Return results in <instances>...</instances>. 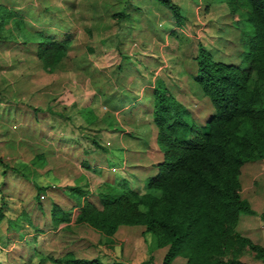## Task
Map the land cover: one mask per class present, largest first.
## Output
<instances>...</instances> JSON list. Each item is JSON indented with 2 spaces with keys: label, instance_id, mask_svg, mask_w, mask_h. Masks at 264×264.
<instances>
[{
  "label": "crops",
  "instance_id": "1",
  "mask_svg": "<svg viewBox=\"0 0 264 264\" xmlns=\"http://www.w3.org/2000/svg\"><path fill=\"white\" fill-rule=\"evenodd\" d=\"M2 8L6 11L0 14V24L4 26L7 22L13 23L17 10L3 7V5ZM202 10V5L196 4L193 18L197 17V13ZM116 11L106 12L105 20L109 22L108 18L111 17L109 15ZM204 14L207 19V11ZM116 15H119V12ZM214 17L215 15H212L207 21L213 22ZM115 24L117 23H114V27L110 26L116 30ZM105 25L99 26V33L106 30ZM47 33L68 34L69 46L72 43V32L65 26L58 32L53 30ZM112 34L116 37V32ZM107 37L108 35H104L99 39L101 44L114 47L113 57L116 63L114 65L112 63L109 70L102 69L98 65L90 67L89 85L81 78L75 81L73 62L69 66L61 63L60 66L50 70L42 68L36 58L33 43L29 42L28 47L23 44V40L27 38L17 41L16 46L2 43L3 48H8L13 53L16 49L19 53L21 51L22 55L27 54L30 58L33 57L34 62L36 61L37 65L34 64L32 67L28 65V67L26 61H31L30 58L26 57L23 62L16 58V67L13 64L11 67L10 62L5 63L2 60L5 55L0 54V71L8 70L0 75V87L3 86L0 92L3 90L11 95L6 103L13 110L12 112L23 117L24 122L28 123L33 118H39L42 131L26 140L27 144L18 143L12 147L13 149H0L2 212L0 219L4 218L6 211L4 197L20 194L8 192L7 189L13 187L20 192L24 187L26 189L31 187L34 188L32 197L35 199L34 205L37 211L21 208L18 212L19 214L27 213L28 218L25 219L23 216L22 218L27 222L26 225L30 223L35 231L25 230L27 233L22 232L19 235H22L23 239L30 238L38 245L39 243L45 245L51 240L59 242L58 245L64 249L62 252H60L61 248L58 250L57 255L51 258L53 261L67 264L62 259L66 254H72L83 258L96 257L106 264H161L168 245L161 242L159 234L151 231L152 234H150L144 224L121 223L113 231L105 232L85 221L76 220L83 201L93 197L97 191L104 190L109 184L121 182L120 180L131 187L142 186L147 176L156 173L163 155L158 147L156 130L152 122V88L157 83L155 78L157 77L158 80L159 77L164 81L173 93L174 99L186 104L184 97L188 89L178 86L174 91L168 86L164 76H161L162 68L165 69L162 66L175 65V60L169 58L171 52L162 48L168 44V41L159 43L158 48L154 49L146 46L137 53L131 47L125 48L117 38H112L113 41L109 42ZM239 39L238 35L237 44ZM134 44L132 42L131 45L134 46ZM88 50L93 51L90 48ZM13 53L8 51L7 57L15 59ZM195 54L196 51L190 58L192 59ZM131 55L139 59V67L134 68V65L127 67V61L122 63L123 56ZM237 56L238 48L232 52L233 58L223 61L237 63ZM66 59L67 56H65V62ZM85 64V62L79 64V69L84 73ZM94 67L98 68L97 74L93 73ZM102 67L105 68V65ZM119 68L129 69L130 74L125 79H118L114 70ZM39 70L41 73L49 72V77L41 78L43 75ZM180 70L184 71L181 67L176 70L173 66L174 74L170 76L175 82L181 78ZM10 72H15L16 76L10 78ZM52 72L54 74H50ZM183 79L186 83L193 80L185 73H183ZM206 101L210 108L202 109L198 113L196 111V114L203 118L197 125L204 124L212 112L210 102ZM131 109L133 112L129 114ZM43 129L46 130L43 131ZM24 136L19 135L18 139L23 140ZM8 158L18 159L21 162L18 168L22 169L26 165L31 170L28 172L7 169L5 161ZM244 166L249 167V170H253V166L264 170V162H253ZM25 173L37 174L38 177L34 180L29 179L24 175ZM260 187V184L253 185L248 193L243 194L254 211L240 212L235 228L242 235L264 246L261 235L257 232L258 227L250 224L253 222H250L252 216H257L258 213L263 215L264 206H261V197L258 194L262 189ZM74 192H80V197L75 198ZM252 195L258 196L257 204L252 201V198L250 199ZM30 215H33L32 220L35 219V222L31 221ZM6 217L11 224L18 215ZM9 226L15 233L11 236H16L19 232L18 227ZM70 241L77 243L73 249ZM169 264H185V258L181 254L174 255Z\"/></svg>",
  "mask_w": 264,
  "mask_h": 264
},
{
  "label": "trees",
  "instance_id": "2",
  "mask_svg": "<svg viewBox=\"0 0 264 264\" xmlns=\"http://www.w3.org/2000/svg\"><path fill=\"white\" fill-rule=\"evenodd\" d=\"M161 1L179 16L171 0ZM226 2L231 13L241 7L249 28L240 33L237 63L213 58L197 42L189 74L212 106L205 123L197 125L167 87L156 83L152 122L163 155L156 173L145 178L144 192L124 181L109 184L83 201L76 218L105 232L121 223L144 224L168 245L161 264L177 254L185 264H249L241 258L244 251L264 261V246L235 228L240 212L254 211L240 191L242 166L264 162V0ZM40 36L23 44L33 43L42 68L65 63L70 36ZM62 260L106 264L72 254Z\"/></svg>",
  "mask_w": 264,
  "mask_h": 264
},
{
  "label": "rangeland",
  "instance_id": "3",
  "mask_svg": "<svg viewBox=\"0 0 264 264\" xmlns=\"http://www.w3.org/2000/svg\"><path fill=\"white\" fill-rule=\"evenodd\" d=\"M171 1L177 6L179 13L177 17H175L171 8L163 4L161 0H0V14L6 11V9L2 8V5L3 7L15 8L17 10L16 17L13 16V23L7 22L4 26L0 24V54L2 56L5 55L4 58H1L5 63L10 62L11 67H13L12 64L16 67V58H19L23 62L26 57L30 58L29 55L24 54V57L23 53L21 51L19 53L16 49H14L15 53H13L8 48H3L2 43L3 45L10 44L16 46V42L22 38H39L41 34H46L53 30L58 32L65 26V28L72 32V43L66 52L67 61L62 64L69 66L73 62L72 65H75V81L81 78L83 81L86 80V84L89 85L90 67L98 65L102 69L109 70L110 65L116 63L115 57H113L115 54L114 47L112 45L101 44L102 42L99 38L104 37V35H108L109 42L113 41L112 38H117L118 42H122L121 44L125 48L131 47L137 53L146 46L154 49L158 48L159 43L168 41V44L162 48L172 53L169 52V58L175 60V65L169 66L167 64L166 66H162L165 69L162 68L163 73L161 76H164L166 83L174 91L177 90L176 87L178 86L188 89L184 97L186 98V104L180 103L184 108H187L192 120L196 124H199L203 118L199 117L196 111L198 113L202 109L206 110L210 108L206 101H209V98L201 92L195 80L189 82L187 79L189 83H186L183 79V73L190 75L189 68L193 63L190 57L196 51V43L202 41L201 43L210 51L213 58L215 57V59L222 61L233 58L232 52L238 48L239 51L236 59L239 60V52L242 51V48L237 44V37L239 35L240 38V33L248 30L249 26L240 13L241 7L237 8L235 13H231L226 0ZM198 3L202 5L203 10L197 13V17L193 18L194 6ZM242 9H244L243 6ZM215 10L216 12H214ZM113 11L116 12L109 15L111 17L108 18L109 22H107L105 20L106 12ZM206 11L208 13L206 15L208 16L207 19H211V16L215 15L212 19L213 22L207 21L204 14ZM118 12L119 15H116ZM184 20L186 21L184 22ZM115 22L117 23L115 24L116 30L112 28ZM102 25H105L106 30H102L99 33L98 28ZM177 29L180 30L178 31ZM114 32H116V37L112 34ZM132 42L135 43L134 46L131 45ZM88 48L93 49V51H89ZM125 48L123 47L124 51ZM8 51L13 53L15 59L7 57ZM32 58H30L31 61H26L27 66H34L36 61L34 62ZM165 60L168 61L167 59ZM123 61H127V67H132V65H134V68L140 66L139 59L134 55L129 57L123 56L122 63ZM83 62L86 63L84 67L85 73L79 69V64ZM102 65H105V68ZM173 66L176 70L181 67L185 71L180 70L181 78L178 82H175L174 78L170 76L174 74L172 71ZM96 70L98 68L94 67V74H97ZM6 71L8 70L0 71V75L6 73ZM114 72L117 74L118 79H125L130 74L129 69L125 70V68L115 69ZM41 74L43 75L41 78L49 77V72L42 71ZM50 74H54V72ZM9 75L10 78L16 76L15 72H10ZM155 79L157 84L162 83L167 87L159 77L158 80L157 77ZM75 84L78 85L79 83L75 82ZM167 89L173 95L168 87ZM10 96L3 90L0 92V149H13L12 147L18 143L27 144L26 140L42 131L39 118H33L32 121L26 123L22 116L12 112L13 110L6 103L7 98ZM131 112H133L132 109L129 110V114ZM19 135H25L23 140L18 139ZM253 162L248 161L245 164ZM5 163L7 164V169L12 168L13 170L17 169L28 172L31 170L26 165L23 168L21 167L22 169L18 168V164L20 165L21 162L16 158H8ZM152 166L155 167V165ZM243 166L239 175L241 194L248 193L253 188V185L258 186L260 184L262 189L258 194L261 197V206H264V170L254 166L253 170H249V167ZM24 175L33 180L38 177L37 174L25 173ZM134 188H137L138 192H144L142 186H134ZM7 190H9L8 192L20 194L19 196L14 195L9 197L7 195V197H4L5 202L3 203H5L4 209L6 211L4 212V218L0 219V264H59L51 259L57 255L60 248V252L64 249L61 245H58L59 242L51 240L45 245L41 243L38 245L37 243H33L30 238L23 239L22 235H19L22 232L24 234L27 233L25 230L35 231L33 226L30 223L26 225L27 222L22 218L23 216L27 219V213L19 214L18 212L21 208L28 211L29 209L34 212L37 211L34 205L35 199L32 197L34 188L28 187L26 189L24 187L20 192L13 187ZM73 195L75 198H79L80 192H74ZM257 197V195H252L250 199L252 198V201L257 204ZM8 215L11 217L18 215V217L10 224L6 217ZM32 216L30 215L31 221L35 222V219L32 220ZM250 219V222L253 221L250 223L251 226L258 227L257 232L261 235L262 242H264V211L262 216L258 213L257 216H252ZM240 220L243 222V218ZM9 225L18 227L19 232L16 233V236H11V234L14 235L15 233ZM70 242L73 249L77 243L75 241L73 243L72 241ZM241 258L249 264H264V261L254 257L250 251H244Z\"/></svg>",
  "mask_w": 264,
  "mask_h": 264
}]
</instances>
